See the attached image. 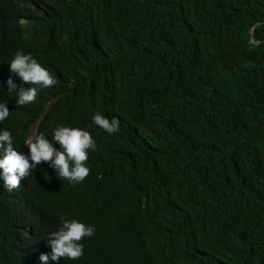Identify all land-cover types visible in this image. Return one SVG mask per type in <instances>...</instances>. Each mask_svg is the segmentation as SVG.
Masks as SVG:
<instances>
[{"label": "trees", "instance_id": "obj_1", "mask_svg": "<svg viewBox=\"0 0 264 264\" xmlns=\"http://www.w3.org/2000/svg\"><path fill=\"white\" fill-rule=\"evenodd\" d=\"M18 51L58 82L23 106L3 87L0 134L60 123L96 150L78 184L33 170L32 221L0 192L1 264H37L61 217L95 233L58 264H264V0H0V63Z\"/></svg>", "mask_w": 264, "mask_h": 264}, {"label": "clouds", "instance_id": "obj_2", "mask_svg": "<svg viewBox=\"0 0 264 264\" xmlns=\"http://www.w3.org/2000/svg\"><path fill=\"white\" fill-rule=\"evenodd\" d=\"M13 74L30 87L18 86ZM57 82L52 72L30 53L18 51L12 60L0 63V94L3 93V87L9 93L15 91L19 106L34 103L41 89L52 87ZM9 115L7 103L0 102V121H4ZM93 122L110 134L118 131L120 125L117 117L109 119L100 113L93 116ZM4 142L7 146H3ZM89 150H96V141L83 128L60 123L44 126L36 123L22 142L13 141L11 132L4 130L0 134V192L16 193L26 209H29L25 219L31 220L34 213L27 191L29 175L33 170L47 162L61 179L78 184L90 174L87 166ZM33 233L31 251L37 254V264H58L61 258L77 260L84 255L81 241L94 235L95 226L61 217L59 230L52 231L45 237L41 229L36 227Z\"/></svg>", "mask_w": 264, "mask_h": 264}]
</instances>
